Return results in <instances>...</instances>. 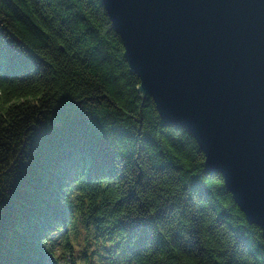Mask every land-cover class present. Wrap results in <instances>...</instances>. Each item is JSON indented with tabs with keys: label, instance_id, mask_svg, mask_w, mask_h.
Returning <instances> with one entry per match:
<instances>
[{
	"label": "trees",
	"instance_id": "obj_1",
	"mask_svg": "<svg viewBox=\"0 0 264 264\" xmlns=\"http://www.w3.org/2000/svg\"><path fill=\"white\" fill-rule=\"evenodd\" d=\"M123 54L100 0H0V264L73 257L77 217L114 264H264L260 229Z\"/></svg>",
	"mask_w": 264,
	"mask_h": 264
},
{
	"label": "water",
	"instance_id": "obj_2",
	"mask_svg": "<svg viewBox=\"0 0 264 264\" xmlns=\"http://www.w3.org/2000/svg\"><path fill=\"white\" fill-rule=\"evenodd\" d=\"M138 92L264 237V0H100Z\"/></svg>",
	"mask_w": 264,
	"mask_h": 264
},
{
	"label": "rangeland",
	"instance_id": "obj_3",
	"mask_svg": "<svg viewBox=\"0 0 264 264\" xmlns=\"http://www.w3.org/2000/svg\"><path fill=\"white\" fill-rule=\"evenodd\" d=\"M99 231L95 230L83 217H77L71 229L64 233L68 234L73 257L58 250L56 253L58 262L60 264H72V262L74 264H114L102 248L106 242L102 240ZM45 264H50V260H46Z\"/></svg>",
	"mask_w": 264,
	"mask_h": 264
}]
</instances>
